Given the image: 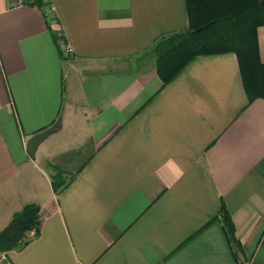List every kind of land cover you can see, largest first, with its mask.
Returning <instances> with one entry per match:
<instances>
[{
	"label": "crops",
	"instance_id": "obj_1",
	"mask_svg": "<svg viewBox=\"0 0 264 264\" xmlns=\"http://www.w3.org/2000/svg\"><path fill=\"white\" fill-rule=\"evenodd\" d=\"M51 2L0 0V230L40 208L0 264H264V99L248 103L235 54L162 86L144 56L188 28L186 0ZM47 163L73 174L58 194Z\"/></svg>",
	"mask_w": 264,
	"mask_h": 264
},
{
	"label": "trees",
	"instance_id": "obj_2",
	"mask_svg": "<svg viewBox=\"0 0 264 264\" xmlns=\"http://www.w3.org/2000/svg\"><path fill=\"white\" fill-rule=\"evenodd\" d=\"M42 4L41 0H32ZM188 28L162 36L148 51L162 86L172 82L198 56L234 53L248 103L264 99V62L259 57L257 28L264 26V0H186ZM51 186L58 194L73 174L47 163ZM220 221L231 245L240 249L231 216L221 203ZM40 208L25 204L0 230V257L22 249L38 236Z\"/></svg>",
	"mask_w": 264,
	"mask_h": 264
},
{
	"label": "water",
	"instance_id": "obj_3",
	"mask_svg": "<svg viewBox=\"0 0 264 264\" xmlns=\"http://www.w3.org/2000/svg\"><path fill=\"white\" fill-rule=\"evenodd\" d=\"M60 125V120L53 124L46 130H42L34 135H32L26 142V153L30 158L35 157L36 150L41 142L51 133H53L56 128Z\"/></svg>",
	"mask_w": 264,
	"mask_h": 264
},
{
	"label": "built area",
	"instance_id": "obj_4",
	"mask_svg": "<svg viewBox=\"0 0 264 264\" xmlns=\"http://www.w3.org/2000/svg\"><path fill=\"white\" fill-rule=\"evenodd\" d=\"M46 1L48 2V9L53 12L54 6H53L51 0H46ZM17 3L22 4L23 0H17ZM60 49H61L62 53H64L67 56H71L73 54L72 47L67 45V44H63Z\"/></svg>",
	"mask_w": 264,
	"mask_h": 264
},
{
	"label": "rangeland",
	"instance_id": "obj_5",
	"mask_svg": "<svg viewBox=\"0 0 264 264\" xmlns=\"http://www.w3.org/2000/svg\"><path fill=\"white\" fill-rule=\"evenodd\" d=\"M23 3H24V0H23ZM23 3H22V4H23ZM16 4H17V5H22V4H18V3H17V0H16ZM144 58H148V60H151V59L154 60L153 55H152L151 53L146 54V55L144 56ZM30 236H31V237H34V235H30Z\"/></svg>",
	"mask_w": 264,
	"mask_h": 264
}]
</instances>
